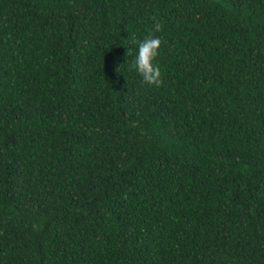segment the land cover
Returning a JSON list of instances; mask_svg holds the SVG:
<instances>
[{
    "label": "trees",
    "instance_id": "trees-1",
    "mask_svg": "<svg viewBox=\"0 0 264 264\" xmlns=\"http://www.w3.org/2000/svg\"><path fill=\"white\" fill-rule=\"evenodd\" d=\"M0 264H264V0H0Z\"/></svg>",
    "mask_w": 264,
    "mask_h": 264
},
{
    "label": "clouds",
    "instance_id": "clouds-1",
    "mask_svg": "<svg viewBox=\"0 0 264 264\" xmlns=\"http://www.w3.org/2000/svg\"><path fill=\"white\" fill-rule=\"evenodd\" d=\"M135 43L136 49L131 67L148 85L159 86L162 83V70L156 62V58L160 54L161 37L148 33L142 39L136 40Z\"/></svg>",
    "mask_w": 264,
    "mask_h": 264
}]
</instances>
